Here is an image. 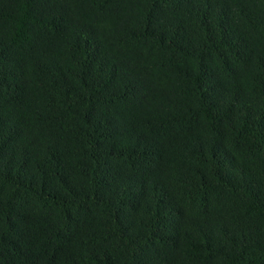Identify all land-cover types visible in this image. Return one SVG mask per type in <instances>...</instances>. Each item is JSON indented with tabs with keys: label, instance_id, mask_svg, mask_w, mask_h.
Returning a JSON list of instances; mask_svg holds the SVG:
<instances>
[{
	"label": "trees",
	"instance_id": "trees-1",
	"mask_svg": "<svg viewBox=\"0 0 264 264\" xmlns=\"http://www.w3.org/2000/svg\"><path fill=\"white\" fill-rule=\"evenodd\" d=\"M0 264H264V0H0Z\"/></svg>",
	"mask_w": 264,
	"mask_h": 264
}]
</instances>
